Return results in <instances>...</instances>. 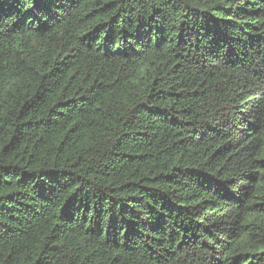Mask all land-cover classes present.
Returning a JSON list of instances; mask_svg holds the SVG:
<instances>
[{
	"label": "trees",
	"instance_id": "1",
	"mask_svg": "<svg viewBox=\"0 0 264 264\" xmlns=\"http://www.w3.org/2000/svg\"><path fill=\"white\" fill-rule=\"evenodd\" d=\"M0 264H264V0H0Z\"/></svg>",
	"mask_w": 264,
	"mask_h": 264
}]
</instances>
